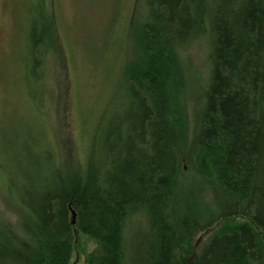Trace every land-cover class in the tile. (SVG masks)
Here are the masks:
<instances>
[{
	"label": "trees",
	"instance_id": "obj_1",
	"mask_svg": "<svg viewBox=\"0 0 264 264\" xmlns=\"http://www.w3.org/2000/svg\"><path fill=\"white\" fill-rule=\"evenodd\" d=\"M142 2L135 53L114 109L90 117L85 154L66 143L60 155L46 124L7 142L0 264H264V0ZM28 10V94L44 112L49 59L65 70L66 58L55 0Z\"/></svg>",
	"mask_w": 264,
	"mask_h": 264
},
{
	"label": "rangeland",
	"instance_id": "obj_2",
	"mask_svg": "<svg viewBox=\"0 0 264 264\" xmlns=\"http://www.w3.org/2000/svg\"><path fill=\"white\" fill-rule=\"evenodd\" d=\"M30 2L0 0V193L6 188L1 164L6 168L10 160L6 144L14 139V132L26 137L24 128L28 125L35 131L47 125L50 141L60 155H65L66 143L72 147L73 158L85 154L81 141L85 130L91 131L93 127L90 117L107 105L114 109V101L110 100L121 86V64L129 52L135 53V33L147 11L142 0H55L54 15L66 63L64 70L60 60L50 55L45 85L52 95L44 113L47 102L38 108L29 96L31 89H35V84L31 88L33 80L27 67ZM115 43L121 51L118 54L117 49L112 57ZM191 58L204 80L208 65L206 49L194 47ZM107 60L109 64L105 66ZM194 104L192 99V109ZM66 136L70 141L64 142ZM131 227L126 232L127 241ZM79 239L90 247L85 237ZM73 264H84L81 253H76Z\"/></svg>",
	"mask_w": 264,
	"mask_h": 264
},
{
	"label": "water",
	"instance_id": "obj_3",
	"mask_svg": "<svg viewBox=\"0 0 264 264\" xmlns=\"http://www.w3.org/2000/svg\"><path fill=\"white\" fill-rule=\"evenodd\" d=\"M74 218H75V215H74ZM75 221V220H74Z\"/></svg>",
	"mask_w": 264,
	"mask_h": 264
}]
</instances>
